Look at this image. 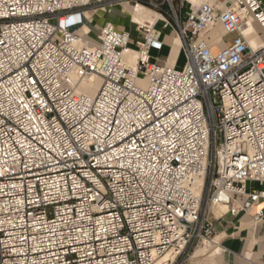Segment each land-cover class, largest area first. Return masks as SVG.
Wrapping results in <instances>:
<instances>
[{"label": "built area", "instance_id": "2783aa9c", "mask_svg": "<svg viewBox=\"0 0 264 264\" xmlns=\"http://www.w3.org/2000/svg\"><path fill=\"white\" fill-rule=\"evenodd\" d=\"M175 1L0 0V264H153L167 252L178 264L215 222L264 199L248 186L264 184V43L244 34L253 23L264 36V8L202 3L182 17ZM124 4L158 16L132 22L140 41L110 22L95 42L77 34ZM158 22L181 40V69L151 60ZM216 25L231 37L217 52Z\"/></svg>", "mask_w": 264, "mask_h": 264}, {"label": "crops", "instance_id": "0c3cea01", "mask_svg": "<svg viewBox=\"0 0 264 264\" xmlns=\"http://www.w3.org/2000/svg\"><path fill=\"white\" fill-rule=\"evenodd\" d=\"M202 3L213 4L217 10L221 11L228 8L234 0H201ZM264 8V0H259ZM176 6L182 17H185L195 2L188 0H176ZM201 3V4H202ZM123 10H112L111 14L97 13L91 15V18L83 21V25L78 29L77 34L80 36L87 35L90 39H94L95 35H99L100 28L106 22H110L117 30L127 31L130 34V43L134 44L141 40L140 35L136 32L135 25L130 19V14H124ZM95 19V20H94ZM154 20L156 18L154 17ZM254 30L264 42V36L260 34L257 25H253ZM86 27L87 32H82ZM161 23L158 22L156 29L161 30ZM217 25L213 29H217ZM214 34V33H212ZM210 43L213 51L217 52L230 42L231 37L225 34L220 37L209 34ZM160 40L162 42L161 50H151L150 57L152 62L158 65H169L176 69H181L185 59L182 52L181 40L175 34L172 28L161 30ZM178 41V44H177ZM255 191L264 192V184L253 183L248 185ZM258 209H264V199H260L255 209L250 213H240L235 217L226 215L220 221L214 223V236L217 247L223 253L225 264H264V217L256 223L253 221L254 212ZM220 253L218 254V256Z\"/></svg>", "mask_w": 264, "mask_h": 264}, {"label": "bare ground", "instance_id": "6f19581e", "mask_svg": "<svg viewBox=\"0 0 264 264\" xmlns=\"http://www.w3.org/2000/svg\"><path fill=\"white\" fill-rule=\"evenodd\" d=\"M190 3L191 2H196L198 0H188ZM131 8V14H130V19L134 22V23H138V24H143L145 22H149V23H153L154 17L157 18V14H155V12H153L150 9L147 8H143V7H130ZM88 16V15H87ZM95 20V19H94ZM253 24V23H252ZM252 24H249V26L246 28L244 34L246 36V39L250 45L251 48H257L259 45L263 44L264 42L262 41V39L258 36V34L256 33V31L254 30ZM254 25V24H253ZM88 29L86 27H84L82 29V32H87ZM80 35V34H79ZM178 44V41H177ZM123 58L125 63L132 69L135 68V63H136V53L133 51H127L123 54ZM101 80L97 77H92L89 80L85 81L82 86H81V90L83 92H85L86 94H88L89 96H94L96 94V92L98 91V88L100 86ZM203 179H200L198 182H201ZM197 182V186H199ZM197 192L199 191V188H196ZM227 208L224 206H218L216 208H214V215L216 217L220 216L222 213L226 212ZM204 244V250H209L212 249L214 247L217 246V242L216 241H207L204 240L203 241ZM204 250H202L201 252H203ZM196 251V250H195ZM194 251V252H195ZM199 252H196V254H198ZM203 254V253H202ZM213 256L217 257L219 254L218 249H214L213 251ZM198 257V256H197ZM175 258L174 253L172 252H167L165 255H163L162 257L156 259V261L153 264H169L170 262H172ZM199 258V257H198ZM207 264H215L213 259L210 260Z\"/></svg>", "mask_w": 264, "mask_h": 264}, {"label": "rangeland", "instance_id": "374dc122", "mask_svg": "<svg viewBox=\"0 0 264 264\" xmlns=\"http://www.w3.org/2000/svg\"><path fill=\"white\" fill-rule=\"evenodd\" d=\"M202 1L201 0H198L195 2V4H201ZM173 6L175 9H177V6H176V3L173 2ZM130 5H121V6H116L114 7V9L112 10H115V9H119L120 10H123V12H125L124 14L126 15H129L130 14ZM98 13H101V12H98ZM104 14V13H103ZM130 16V15H129ZM217 29H213L210 33V36L213 37V36H216V37H220V35H223V31L221 29V27L219 25H217ZM214 33V34H212ZM86 39H90L88 36H86ZM97 39V35H95V38L94 39H90V40H95ZM184 56V55H183ZM213 212H214V209H213ZM207 241L209 240L210 242L211 241H215L216 239H214L213 237H209V238H205L204 240ZM204 240H201V241H193L182 253L181 255L179 256L178 258V264H207L210 260L213 259L214 263L215 264H225L224 263V258H223V253L222 251L220 250V255L217 256V257H214L213 256V251L214 249H218L217 247L219 246H216L212 249H209V250H204V244H203V241ZM196 250V251H195ZM202 250H204L203 252H201ZM195 251V252H194ZM219 251V250H218ZM196 252H199L198 254L195 255ZM203 253V254H202ZM199 258H198V257Z\"/></svg>", "mask_w": 264, "mask_h": 264}]
</instances>
